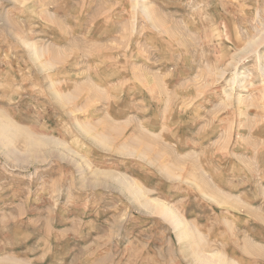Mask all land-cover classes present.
<instances>
[{"label": "rangeland", "instance_id": "obj_1", "mask_svg": "<svg viewBox=\"0 0 264 264\" xmlns=\"http://www.w3.org/2000/svg\"><path fill=\"white\" fill-rule=\"evenodd\" d=\"M0 133V264H264V0H0Z\"/></svg>", "mask_w": 264, "mask_h": 264}, {"label": "bare ground", "instance_id": "obj_2", "mask_svg": "<svg viewBox=\"0 0 264 264\" xmlns=\"http://www.w3.org/2000/svg\"><path fill=\"white\" fill-rule=\"evenodd\" d=\"M3 117V116H2ZM8 121V120H7ZM2 124H5V123H2ZM6 125V124H5ZM6 127H8L9 128V126L7 125ZM6 127H5V130H6ZM4 130V131H5ZM8 130V129H7ZM7 133V132H6ZM1 134V133H0ZM2 134H3V132H2ZM5 134V133H4ZM3 134V135H4ZM4 137V136H3ZM7 140V139H6ZM37 140V139H36ZM3 141V140H2ZM5 141V140H4ZM8 141V140H7ZM37 142V141H36ZM29 144V143H28ZM29 151V150H28ZM141 190V189H140ZM134 193V192H133ZM150 203V202H149ZM147 205H149V204H147ZM146 205V206H147ZM155 207H158V208H160V211H161V213H163L165 216H167L168 218H170L171 220H172V222H173V224L175 225V227L176 228H181V229H183V232H186V228H185V225H184V222L181 220V218L179 219V217L178 216H176V214L174 213V211H173V209H170V208H168L167 206H165V205H160L159 203H155ZM169 220V219H168ZM184 235V234H183ZM188 235V234H187ZM190 239H191V237H190ZM207 260V259H206ZM205 261V260H204ZM208 261H210V260H208ZM206 262V261H205ZM207 263V262H206ZM210 263H211V261H210ZM207 264H209V263H207Z\"/></svg>", "mask_w": 264, "mask_h": 264}]
</instances>
